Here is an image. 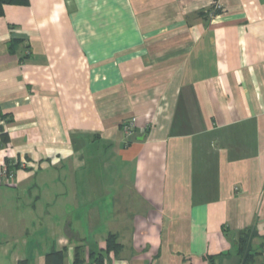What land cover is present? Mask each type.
<instances>
[{"label":"crops","instance_id":"crops-1","mask_svg":"<svg viewBox=\"0 0 264 264\" xmlns=\"http://www.w3.org/2000/svg\"><path fill=\"white\" fill-rule=\"evenodd\" d=\"M0 112V166L26 163L0 181V264L79 245L95 264L109 233L107 264H238V232L264 242V0L6 5Z\"/></svg>","mask_w":264,"mask_h":264},{"label":"trees","instance_id":"trees-1","mask_svg":"<svg viewBox=\"0 0 264 264\" xmlns=\"http://www.w3.org/2000/svg\"><path fill=\"white\" fill-rule=\"evenodd\" d=\"M29 0H0V17L5 13L6 5H27ZM222 10L218 5H214L212 8L207 11H201V15L207 14H218ZM17 41L13 40L10 43V47L14 45ZM6 115L1 114L0 119L4 118ZM124 129L125 125H121ZM131 139V138H130ZM130 139H126L125 146L130 144ZM9 138L4 131L1 132L0 138V146L2 144L8 143ZM6 166L9 172H15L16 170L22 168V161L18 159L17 161H11L10 159H6ZM259 237V233L255 226H249L240 232H238V236L235 242L236 245V256L238 260V264H255L256 257L259 254L264 252V242L261 244L260 249L254 247V239ZM121 249V244L118 241V236L114 233H109L106 237V248L105 250H100L95 252L93 250L89 251V257L95 262V264H107L106 259L111 252L118 253ZM84 253L83 246L79 245L76 247L75 253V263H81L83 258L82 255ZM64 259V251H51L47 254V262L51 264H62ZM216 259L215 257L212 260ZM19 264H28L27 260H21Z\"/></svg>","mask_w":264,"mask_h":264},{"label":"rangeland","instance_id":"rangeland-1","mask_svg":"<svg viewBox=\"0 0 264 264\" xmlns=\"http://www.w3.org/2000/svg\"><path fill=\"white\" fill-rule=\"evenodd\" d=\"M127 124L131 125L130 126L131 129H134V127H135L134 121L125 123L123 125H127ZM125 137H126V139H130L132 137V135H125ZM94 152L100 153L98 150H95ZM98 153H95V155H97ZM86 159L88 161V164L93 167V169H91L89 171V176H91L92 178H94V179H111L112 176L114 175L113 173H111V171H109L108 169L107 170L105 169V166L103 165L102 160H100L98 158L91 160L90 157H87ZM89 165H87L88 168L90 167ZM82 174H84V171L77 172L78 177L81 176Z\"/></svg>","mask_w":264,"mask_h":264},{"label":"built area","instance_id":"built-area-1","mask_svg":"<svg viewBox=\"0 0 264 264\" xmlns=\"http://www.w3.org/2000/svg\"><path fill=\"white\" fill-rule=\"evenodd\" d=\"M131 125L127 124L124 126V133L125 135H131L133 129L130 128ZM25 162L22 163V167H25ZM15 172H9L7 169L6 164L0 166V181L6 185H13L14 184V178H15Z\"/></svg>","mask_w":264,"mask_h":264}]
</instances>
